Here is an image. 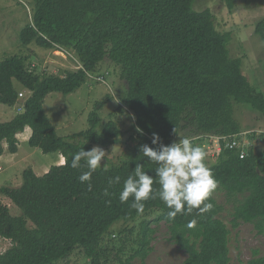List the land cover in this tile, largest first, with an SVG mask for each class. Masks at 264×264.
I'll return each mask as SVG.
<instances>
[{"label": "trees", "instance_id": "16d2710c", "mask_svg": "<svg viewBox=\"0 0 264 264\" xmlns=\"http://www.w3.org/2000/svg\"><path fill=\"white\" fill-rule=\"evenodd\" d=\"M32 1L31 23L20 31L21 44L73 50L80 65L59 74L36 72L26 55L0 59V102L19 104L20 109L0 121V155L4 150L17 151L16 134L28 126L30 147L58 152L68 161L49 166L41 175L27 167L18 186H0V194L20 210L19 215H12L0 201V236L11 242L0 252V264H56L78 248L88 264H109V248L102 245L109 226L118 220L134 221L154 209L159 211L156 220L167 223L170 238L186 252L183 264H230L229 228L218 217L221 206L213 193L206 201L214 205L212 210L194 209L174 219H169V209L158 198L144 201L142 213L131 207L132 197L126 203L119 200L123 182L137 163L154 176L153 187H159L157 165L139 151L143 144L153 146L152 133L168 145L185 131L184 137L207 153L203 135H234L241 141L245 136L234 117L235 105L264 114V93L242 73L241 58L229 54L230 33L215 27L209 9H192L194 0ZM223 1L228 8L234 4V0ZM254 33L264 43V17L255 23ZM104 58L119 67L125 90L119 99L133 113L135 131L127 138L131 145L126 159L93 172L89 191L87 182L78 178L88 170L86 162L81 161L80 169L69 165L81 149L119 141L121 131L111 119L99 132L95 130L100 122L97 111L106 100L94 104L85 130L70 135L81 136L82 142L56 133L43 101L50 92L68 94L78 89ZM14 82L27 90L26 96L18 95L22 91ZM256 132L247 133L251 140L243 158L236 148L219 140L221 150L208 166L227 198L234 200L231 225L249 222L264 235V147L255 150L253 146L256 138L264 139V132ZM115 176H120V183L109 186V178ZM106 188L108 196L103 194ZM238 195L242 197L236 199ZM193 221L195 226L189 227ZM151 230L147 221H141L139 248L125 259L118 258V264H132L137 256L145 258ZM247 263L264 264V254H254Z\"/></svg>", "mask_w": 264, "mask_h": 264}, {"label": "rangeland", "instance_id": "374dc122", "mask_svg": "<svg viewBox=\"0 0 264 264\" xmlns=\"http://www.w3.org/2000/svg\"><path fill=\"white\" fill-rule=\"evenodd\" d=\"M33 5L32 0H0V59L13 54L26 55L30 68H34L36 72L45 70L48 73L60 74L64 69L79 67L73 50L67 49L62 53L33 43L21 44L20 31L31 23ZM192 9L197 11L209 9L215 27L219 31L230 33L227 45L230 56L241 58L242 73L253 86L264 93V43L254 33L255 23L264 17V0H234L231 8H228L223 0H194ZM91 75L103 76L104 81L88 77L78 89L68 94L50 92L44 98L43 107L56 133L70 137L71 134L88 127V115L94 110V104L106 100L97 111L100 122L96 124L95 130L99 132L104 122L111 119L121 131L119 141L108 146L92 144V148L98 146L105 151L106 155L101 161L102 167L116 165L126 159L131 145V143L128 145L127 138L135 131L133 113L120 102L119 93L125 90L117 65L104 58ZM14 85L23 92L21 97L27 95V90L19 83L14 82ZM119 104L120 109L117 108ZM18 107L19 104L9 106L0 102V121L8 120L19 112ZM234 117L243 127V131L264 132V114L249 106L235 105ZM184 135L185 131H181L174 141H178ZM69 140L83 141L81 136L70 137ZM250 140L248 139L249 142ZM204 145L205 142H202V146ZM253 146L255 150L262 149L264 139L256 138ZM207 153V164L215 162L214 150L208 149ZM57 155L58 152L43 153L37 147H30L27 139L19 136L17 151L10 153L4 150L0 156V186H18L25 168L32 167L36 171L42 166L49 168L55 164ZM213 197L221 206L218 217L229 228L230 264H248L247 261L254 254L263 255L264 235L258 233L252 223L239 221L236 227L231 225L233 198H227L219 186L213 192ZM241 197L242 195H238L236 199ZM0 201L8 206L12 215L20 214L19 208L8 197L0 194ZM158 214L159 211L154 209L134 221L118 220L109 226L102 241V245L109 248L107 250L109 264H118V258L125 259L139 248L141 221H147L148 227L152 229L151 234L149 233V250L144 259L139 256L133 258L132 264H183L187 254L170 238L167 223L156 220ZM10 245V239L0 236V252L5 251ZM56 264H88V259L78 248Z\"/></svg>", "mask_w": 264, "mask_h": 264}, {"label": "clouds", "instance_id": "9594fccd", "mask_svg": "<svg viewBox=\"0 0 264 264\" xmlns=\"http://www.w3.org/2000/svg\"><path fill=\"white\" fill-rule=\"evenodd\" d=\"M136 131L143 135V130L139 127ZM151 144L152 147L148 144L141 145L139 151L151 163L157 165L154 171L159 187H153L156 182L154 176L147 174L144 166L137 163L132 174L123 182L119 193L120 202L126 203L129 197H132L131 207L142 213L144 201L158 198L169 209V219H174L178 214L190 213L194 209L201 213L212 210L214 205L206 201L217 190L219 181L215 178L212 168L205 162L206 151L200 146H195L189 137L179 138L178 141L165 145L157 133H152ZM105 155V151L97 146L89 151L81 149L71 157L69 166L73 169L83 167L82 160L86 162L88 170L78 178L81 183L87 182L89 191L92 190V174L102 167L101 161ZM64 162L67 163V159ZM120 180V176H115L109 178L108 184H118ZM103 194L110 195L107 188ZM194 226L195 221L189 225Z\"/></svg>", "mask_w": 264, "mask_h": 264}, {"label": "built area", "instance_id": "2783aa9c", "mask_svg": "<svg viewBox=\"0 0 264 264\" xmlns=\"http://www.w3.org/2000/svg\"><path fill=\"white\" fill-rule=\"evenodd\" d=\"M55 50H59L63 53V51H65V49L57 47L55 48ZM68 53V52H67ZM88 77L94 78L98 81H104L103 76H96L93 77V75L88 74ZM19 96H22L23 93L20 92L18 94ZM251 132V131H243L242 134L245 135L244 137H242V141L237 138H235L234 135L232 136H224V135H203L202 137L205 140V145L208 149H213L215 153H218L221 150V145L219 143V140H224L225 146L229 147V148H236L238 150L239 153V157L243 158L245 156L246 153V147L250 144V142L248 141V137H246L247 133ZM199 137V136H198ZM0 170H1V166H0Z\"/></svg>", "mask_w": 264, "mask_h": 264}, {"label": "crops", "instance_id": "0c3cea01", "mask_svg": "<svg viewBox=\"0 0 264 264\" xmlns=\"http://www.w3.org/2000/svg\"><path fill=\"white\" fill-rule=\"evenodd\" d=\"M12 117V116H11ZM10 117V118H11ZM26 127H28V126H26ZM24 128V130H22L21 132H18L17 134H16V138H17V148H18V142H19V136L21 137V138H26V139H28V137H29V135H30V132H31V130L29 129V128ZM4 146H6V144L4 143ZM15 153V152H14ZM1 156V155H0ZM64 162V157L61 155V154H59L58 153V155L56 156V159H55V164H62ZM32 168V167H31ZM47 167H45V166H42V168H40V169H38V171H36L35 170V168H32V170L35 172V174H37V175H41V174H43L44 172H46L47 171Z\"/></svg>", "mask_w": 264, "mask_h": 264}]
</instances>
